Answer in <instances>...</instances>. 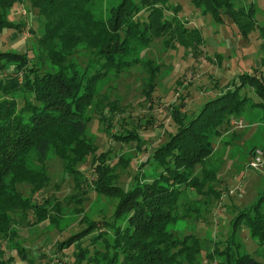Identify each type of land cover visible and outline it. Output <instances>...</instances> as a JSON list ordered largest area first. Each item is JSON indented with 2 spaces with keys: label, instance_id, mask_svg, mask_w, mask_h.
I'll use <instances>...</instances> for the list:
<instances>
[{
  "label": "trees",
  "instance_id": "trees-1",
  "mask_svg": "<svg viewBox=\"0 0 264 264\" xmlns=\"http://www.w3.org/2000/svg\"><path fill=\"white\" fill-rule=\"evenodd\" d=\"M24 1L0 0V31L25 28V22L8 19L12 6ZM97 1L31 0L43 31L36 47L31 48L33 56L15 49L0 50V264L15 261L14 256L5 259L9 250H16L26 261L24 264H35L21 238L22 228L60 220L62 200L54 194L41 200L37 197L53 184L49 172L51 153L73 180L67 203L83 201L90 190L119 199L113 219L104 224L114 228L113 241L107 238V231H100L92 237L93 253L79 246L76 264H101L104 260V264H264L249 252L240 253L234 236L226 240L227 248L216 251L217 246L208 249L195 234L179 237L168 228L181 218L193 214L201 217L197 204L208 202L209 206L212 197H205L218 195V169L208 167L215 152L211 137L220 135L233 117H241L251 100L247 91L253 89L262 99L258 104L264 106V78L241 74L239 83L209 99L195 116L184 112V103L173 108L177 132L138 167L126 189L120 184L118 168L125 169L133 157L122 153L114 163L111 151L98 153V145L88 136L93 120L88 110L95 108L111 137L136 140L139 145L142 140L137 130L112 131L118 107L115 101L108 105L109 112L101 106L97 97L100 82L140 63L136 55L155 39L160 38L166 48L181 44L196 49L202 36L199 29L186 26L178 16L180 6L172 5L170 0H121L108 15L96 13ZM196 2L206 4L205 9H212L217 18L221 10L229 12L244 35L256 25L252 15L242 8L234 9L226 0ZM170 10L174 12L172 17L167 14ZM260 35L264 53V25L260 26ZM151 63L153 59L145 62L150 77L144 92L148 93L155 89L162 67ZM88 163L94 169V180L82 169ZM151 164L156 165L157 172L149 177L146 171ZM63 183L58 181L55 189L59 190ZM263 204L262 195L251 212L242 214L235 223L236 227L244 220L261 243ZM77 209L81 213L83 208ZM123 218L125 225L118 222ZM95 228L96 221L89 224L85 234ZM76 241L73 235L62 241L59 249L69 248ZM100 241L103 249L98 246ZM217 252L219 257H215Z\"/></svg>",
  "mask_w": 264,
  "mask_h": 264
},
{
  "label": "rangeland",
  "instance_id": "rangeland-1",
  "mask_svg": "<svg viewBox=\"0 0 264 264\" xmlns=\"http://www.w3.org/2000/svg\"><path fill=\"white\" fill-rule=\"evenodd\" d=\"M226 1L234 9L242 8L254 18L256 25L247 35L242 33L236 18L229 12L221 10L220 18H217L212 9H205L204 3L198 4L196 0H170L172 5L180 6L178 16L186 26L199 29L202 42L196 44V49L181 44L175 48H166L160 38L155 39L148 48L136 55L140 63L120 75L112 73L100 82L97 97L101 100V106L109 112L110 104L115 101L118 107L112 131L137 130L142 140L139 145L136 140L128 142L111 137L106 132L107 126L99 121L100 114L95 113V108L92 106L88 110V114L93 115L88 126V136L98 145V153L111 151L115 155L114 163L122 153L127 158L133 157L125 169L118 168L121 173L120 184L126 189L131 185L138 167L154 154L157 147L166 143L171 134L177 132L173 108H180L184 103V112L195 116L209 99L219 95L228 86L233 87L234 83H239L241 74H257L264 78V53L260 35V26L264 25V0ZM120 2L98 0L94 9L99 15H108L111 8ZM167 14L172 17L174 12L170 10ZM8 19L16 23L23 21L26 26L22 31L14 28L0 31V50L15 49L28 52L32 57L31 48L34 45L36 47L38 36L43 32L38 22L37 9L32 6L31 0L16 2L9 11ZM149 59L154 60L151 65H162L152 93L144 92L150 77L149 67L145 64ZM247 92L251 100L240 117L243 120L233 117L220 135L211 137L215 152L208 167L218 169L215 185L218 195L205 197V200L212 197L209 206L208 202L197 204L201 217L196 218L193 214L171 223L168 228L179 237L195 234L208 249L217 246L216 251L227 248L226 240L234 236L240 244V253L249 252L264 260V242L261 243L253 236L251 229L243 223L244 220L235 227L241 215L251 212L250 208L264 196V164L259 168L249 166L252 153L257 148L264 150V106L258 104L262 99L253 89ZM19 103L22 105L23 100H19ZM50 157L49 172L53 184L39 192L37 197L41 200L52 194L58 196L64 206L63 213L59 214L60 220L56 223L46 220L31 229L23 227L20 234L28 249L27 254L35 259V264H76L79 246L93 253L95 246L92 237L100 231H107V238L113 241L114 228L104 224L113 219L119 199L98 195L95 190H90L83 201L67 203L66 196L73 192V180L65 173L53 153ZM147 167L146 174L149 177L157 172L156 165ZM82 169L89 179H95L91 163ZM62 180L63 185L56 190L55 184ZM80 206L83 209L78 213L77 207ZM94 221L97 222V228L85 234L89 224ZM118 222L125 225L126 219ZM73 235L77 236L76 243L69 248L59 249L60 243ZM103 244L100 241L98 246L103 249ZM202 254L206 255V251L203 250ZM11 256L15 258L13 264L26 263L16 250L6 251L5 259ZM223 256L220 254V258ZM215 257H219L218 252ZM205 264L208 262L205 261Z\"/></svg>",
  "mask_w": 264,
  "mask_h": 264
},
{
  "label": "built area",
  "instance_id": "built-area-1",
  "mask_svg": "<svg viewBox=\"0 0 264 264\" xmlns=\"http://www.w3.org/2000/svg\"><path fill=\"white\" fill-rule=\"evenodd\" d=\"M264 164V150L257 148L251 155L249 166L252 168H259Z\"/></svg>",
  "mask_w": 264,
  "mask_h": 264
},
{
  "label": "crops",
  "instance_id": "crops-1",
  "mask_svg": "<svg viewBox=\"0 0 264 264\" xmlns=\"http://www.w3.org/2000/svg\"><path fill=\"white\" fill-rule=\"evenodd\" d=\"M240 120H243V119L240 118Z\"/></svg>",
  "mask_w": 264,
  "mask_h": 264
}]
</instances>
